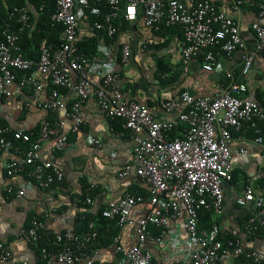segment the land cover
<instances>
[{
  "label": "built area",
  "instance_id": "obj_1",
  "mask_svg": "<svg viewBox=\"0 0 264 264\" xmlns=\"http://www.w3.org/2000/svg\"><path fill=\"white\" fill-rule=\"evenodd\" d=\"M52 1L55 11L51 19L64 27L62 42L43 44L36 58L21 54L22 33L36 29L28 4L13 6L8 20L0 26V105L24 94L25 109H43L51 114L42 121L36 136L34 129L12 128L0 121V153L8 155L3 161L6 175H26L40 189L63 182L66 170L49 159L45 144L52 143L53 151H64L70 144V134L80 132L85 124L84 104L94 98L100 115L122 120L124 129L132 133L131 160L118 172V178L134 173L147 191H126L118 200L98 206L105 191L97 184H89L74 199L79 208L93 211V215L101 212V218L113 220L120 227L112 237V261L100 259L103 223L98 217L89 219L87 227L79 231V223L62 230L45 229L41 218L32 216L30 224L21 227L19 236L36 246L38 262L160 264L149 245H162L176 222L186 232L185 247L184 253L170 264H224L229 256L235 263L243 258V264H264V252L244 248L241 240L230 236L213 217L209 227L200 226L201 211L209 210L214 216L223 211L224 183L233 177L234 133L250 125L256 134L254 142L264 154V101L246 96L247 82L237 80L236 72L230 71L229 84L212 96L184 90L167 99L166 111L176 114L173 119L160 120L147 105L126 96L118 60L113 58L108 43H99L94 54L80 50L81 40L95 31L104 32L113 42L124 21L152 31L178 26L183 32L180 51L184 69L202 56L203 68L213 71L219 54L231 56L242 50L241 76H246L256 56L264 52V0L257 2L261 21L252 24L256 38L252 50H246L239 21L213 0ZM232 2V9L238 10L245 0ZM82 22L89 26L90 35H81ZM146 46L147 42H143L142 47ZM120 49V62L127 64L132 45L125 40L120 42ZM66 92L75 94L70 104L65 99ZM88 142L98 151L104 146L98 137L89 136ZM263 177L260 171L257 179ZM6 190L13 193V184ZM26 192L25 184L17 189L19 197ZM237 202L254 207L247 221L248 231H264V187L250 178ZM131 227L134 231L128 234L135 242L127 243L123 234ZM43 238L46 243L40 245ZM15 255L12 244L0 241V261H12Z\"/></svg>",
  "mask_w": 264,
  "mask_h": 264
},
{
  "label": "crops",
  "instance_id": "obj_2",
  "mask_svg": "<svg viewBox=\"0 0 264 264\" xmlns=\"http://www.w3.org/2000/svg\"><path fill=\"white\" fill-rule=\"evenodd\" d=\"M8 0H2L4 4ZM221 8L231 13L240 23L246 50L256 45L252 24L259 21L258 0H245L238 9L233 10L232 0H213ZM28 4V3H27ZM31 8V16H37L35 6ZM261 21V20H260ZM264 22V18L262 19ZM81 35H86L89 26L82 22ZM183 38L182 29L178 26L165 27L152 31L144 26L128 24L121 29L117 43L109 42L113 58H117V66L121 70L125 94L147 105L152 114L160 120H170L176 112H168L164 102L177 96L184 90L200 96H212L225 88L229 82L228 72L235 71L236 79L248 84L246 96L264 101V52L259 53L254 65L246 76H241L243 51H235L231 56L224 53L218 55V66L213 71L203 68V58L194 59L187 69L181 60L180 42ZM129 41L132 52L127 64L119 60L121 49L119 43ZM150 41L152 42L150 44ZM147 42L146 48L142 43ZM26 95L19 94L6 99L0 105V121L12 128L34 129L48 117L43 109H25L23 101ZM68 104L75 99L73 92H66ZM85 124L78 133L70 134V144L62 152L52 150V143L45 144L47 156L55 163L63 166L66 177L63 182L56 183L50 189H40L26 175L9 178L3 167L8 157L0 153V241L12 244L16 251L14 260L0 261V264H19L29 261L31 264H43L37 260L36 246L27 243L19 236L21 227L28 226L32 216L37 215L44 223L45 229L62 230L72 227L81 221V215L94 214L74 204V199L83 192L85 186L97 184L105 193L98 199V206H104L111 200H118L126 191L145 193V183L137 177L129 176L119 179L118 172L131 160L130 148L133 145L132 133L124 129L120 119H109L98 113L97 102L89 99L83 106ZM254 129L247 125L234 133L231 144L233 150V177L224 183L225 201L223 211L212 217L230 236L238 237L244 248H256L264 252V231L250 233L247 221L254 212L252 204L240 205L238 196L243 194L245 184L250 178L259 187H264V177L257 179L260 171L264 172V154L261 146L254 142ZM122 132V133H120ZM98 137L103 141V148L98 151L88 142V137ZM241 149L248 153H239ZM13 184L14 192L8 193L6 188ZM22 184L27 186L24 196L17 195ZM131 227L124 232L127 243L135 242L129 235ZM186 232L179 223L173 222L171 231L162 245L150 244L154 258L160 264H170L176 257L184 253ZM112 243V242H111ZM103 246L100 256L102 261L115 259L112 244ZM224 264L237 263L229 256Z\"/></svg>",
  "mask_w": 264,
  "mask_h": 264
},
{
  "label": "trees",
  "instance_id": "obj_3",
  "mask_svg": "<svg viewBox=\"0 0 264 264\" xmlns=\"http://www.w3.org/2000/svg\"><path fill=\"white\" fill-rule=\"evenodd\" d=\"M31 4L35 6L36 11L38 12L37 16L32 15V21L36 23V29L31 33L26 31L21 35V54L24 57H37L39 54L40 47L43 44H53L58 45L62 42V33L64 27L61 24L54 23L51 19L52 13L55 11V3L52 0H8L6 4L0 1V26L3 24L4 20H8L9 11L15 5ZM44 6L42 7V5ZM128 25L127 22H122L120 27L121 29L126 28ZM165 26H162L160 30L164 29ZM119 31V32H120ZM119 35V34H118ZM118 35L112 43H117ZM111 42L107 36L102 31H95L93 35L88 36L86 39L81 40L80 50L88 52L91 54L96 53L97 46L99 43H108ZM120 45V43H119ZM120 47V46H119ZM202 57V56H200ZM203 58V57H202ZM121 59L119 55V60ZM51 118V114H48ZM4 125V122L1 121ZM40 125L34 128L35 136L38 134ZM254 131V130H253ZM9 137H12L9 134ZM86 187V186H85ZM85 217L80 221L78 230L81 231L87 227L88 220L91 218L98 217L103 227L100 228V244L102 246H108L112 242V237L117 235L120 232V227L116 225L113 220H106L101 218V212L98 215H93L90 213H85ZM212 223V212L209 210H203L200 213V226L209 227ZM44 238L40 242V245L45 244ZM51 246V245H50ZM52 247V246H51ZM240 263L243 264L245 259L239 258Z\"/></svg>",
  "mask_w": 264,
  "mask_h": 264
}]
</instances>
